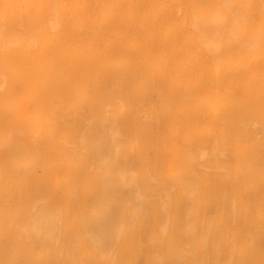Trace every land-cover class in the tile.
Instances as JSON below:
<instances>
[{"label":"rangeland","instance_id":"rangeland-1","mask_svg":"<svg viewBox=\"0 0 264 264\" xmlns=\"http://www.w3.org/2000/svg\"><path fill=\"white\" fill-rule=\"evenodd\" d=\"M252 53L264 0H0V264H264Z\"/></svg>","mask_w":264,"mask_h":264},{"label":"bare ground","instance_id":"bare-ground-1","mask_svg":"<svg viewBox=\"0 0 264 264\" xmlns=\"http://www.w3.org/2000/svg\"><path fill=\"white\" fill-rule=\"evenodd\" d=\"M66 1V0H65ZM261 1V0H260ZM137 2H138V0H137ZM206 2V1H205ZM176 3V2H175ZM204 3V2H203ZM212 3V2H211ZM229 3V2H228ZM215 4V3H214ZM230 4V3H229ZM232 4V3H231ZM254 4V3H253ZM224 5H225V3H224ZM252 5V4H251ZM222 6V5H221ZM225 6H228V5H225ZM225 6H224V9H222L221 7V9H222V11L220 12V14H224V15H226L227 17H228V20H227V22L223 25L222 23H220V24H218L217 23V21H216V24L215 25H213V24H209V25H206L205 23H203V25H200L199 26V30L201 31V32H204L205 33V35H207L209 38H212V37H214V35H218V36H223V38L225 37V35H224V33L225 32H223V29H229L231 26H232V22L234 21V19H236L235 17H234V19H232L231 17H233V16H230L231 15V12H234V8H232L231 9V11H228V10H225ZM146 7V6H145ZM54 8V7H53ZM227 8V7H226ZM21 9V8H20ZM137 9V8H136ZM197 9V8H196ZM229 9V8H228ZM247 9V8H246ZM218 10V9H217ZM220 10V9H219ZM215 13H216V11L215 10H211V14H209L210 15V19H213V17L215 18ZM113 14V13H112ZM239 14V13H238ZM237 14V15H238ZM241 14V13H240ZM259 14V13H258ZM177 15V14H176ZM225 16V17H226ZM208 17V16H207ZM224 17V18H225ZM256 17V16H255ZM202 18H203V15H202ZM3 19V18H2ZM113 19V18H112ZM196 19V18H195ZM201 19V18H200ZM217 19V18H216ZM238 19V18H237ZM236 19V20H237ZM245 19V18H244ZM205 21H206V19H205ZM212 21V20H211ZM50 22V21H49ZM200 22V21H199ZM207 22V21H206ZM208 22H209V20H208ZM195 23V22H194ZM213 23V22H212ZM4 24V23H3ZM246 24H247V22H246ZM36 25H37V22H36ZM243 25V24H242ZM50 26V25H49ZM189 29V28H188ZM225 31V30H224ZM29 32H31V31H29ZM259 33H261V32H259ZM193 34V33H192ZM199 35V34H198ZM198 35L196 34V36H194V35H192L193 36V39L195 40V41H197L198 43H200V41H202L201 39H199L198 38ZM230 35V34H229ZM16 36V35H15ZM14 36V37H15ZM231 36V35H230ZM21 37V36H20ZM12 39H13V37H11ZM11 40V39H10ZM22 40H23V38H22ZM220 39H216V40H213L216 44L214 45H212V44H209V46H208V52H210L211 54H224L223 52H226L227 51V48H228V46H227V43H224V44H222V45H218V43H217V41H219ZM15 41H16V38H15ZM26 41H27V39H26ZM210 41V40H209ZM213 42V43H214ZM203 43H207V40H203ZM210 43V42H209ZM32 45V44H31ZM231 45L232 46H234V45H239V43H231ZM241 47V46H240ZM232 48H234V47H232ZM248 49V48H247ZM252 57H255L254 59H253V61H252V66L254 67V70H262V69H264V54H258V53H252ZM34 59V58H33ZM232 60V59H231ZM220 61V60H219ZM2 67V66H1ZM43 68V67H42ZM220 70V69H219ZM216 71V70H215ZM219 78H220V76H219ZM218 81H220L219 79H218ZM251 82H250V84H251V86L252 85H254V84H256L257 86H261V85H263V83H264V77L263 76H258V73H255V75L253 76V78L250 80ZM225 84V83H224ZM75 86H76V84H75ZM35 87V86H34ZM190 88V87H189ZM189 88H187V87H185V89L187 90V91H189L188 89ZM224 88V87H223ZM227 88V87H226ZM230 88H232V87H230ZM34 89V88H33ZM215 90V89H214ZM8 92V91H7ZM186 92V91H185ZM32 93H33V91H32ZM215 93V92H214ZM31 95H33V94H31ZM30 95V96H31ZM183 96V95H182ZM185 97H186V95H185ZM189 97V96H188ZM188 99V98H187ZM210 99V98H209ZM28 101V100H27ZM31 101H33V100H31ZM216 101H218V100H216ZM211 103H212V101H210ZM26 103H28V102H26ZM34 103V102H33ZM214 103H215V101H214ZM201 104V103H200ZM220 104V103H219ZM34 105H35V103H34ZM34 105H33V107H34ZM37 105V104H36ZM215 105H217V104H215ZM41 106V105H40ZM39 106V107H40ZM15 107V106H14ZM32 107V108H33ZM38 107V105L36 106V108ZM38 107V108H39ZM206 107V106H205ZM217 107H219V106H217ZM35 107H34V109H36ZM37 108V109H38ZM43 108V107H42ZM52 108V107H51ZM16 110V109H15ZM23 110V109H22ZM54 110V109H53ZM217 110V109H216ZM30 111V110H29ZM16 112V111H15ZM14 112V113H15ZM27 113H28V110L26 111ZM26 112H23V113H26ZM36 112H38V111H36ZM242 112V111H241ZM39 114V115H38ZM216 114H217V112H216ZM239 115V114H238ZM68 116V115H67ZM40 117V118H39ZM24 120L26 121V123H27V126H28V128L29 129H31V128H33V127H36V125H38L40 122H42L41 120H44L45 118H44V113H43V109H39V113H35V112H33V113H30V114H28V115H26L25 116V114H24ZM44 118V119H43ZM41 119V120H40ZM239 119V118H238ZM220 122V121H219ZM43 123V122H42ZM218 123V122H217ZM22 124V123H21ZM41 125V124H40ZM49 125H50V122H49ZM52 125V124H51ZM50 125V126H51ZM54 126H55V124H54ZM217 126V125H216ZM243 126V125H242ZM22 128H23V126H21ZM47 127V126H46ZM208 127V126H207ZM210 127V126H209ZM38 128V127H37ZM51 129V128H50ZM49 129V130H50ZM210 129V128H209ZM234 129V128H233ZM232 129V131H234ZM34 130V129H33ZM37 132V131H36ZM35 132V133H36ZM47 132V131H46ZM209 132V131H208ZM225 132V131H224ZM234 132H236V131H234ZM41 133V132H40ZM37 134H39L38 132H37ZM42 134V133H41ZM217 134V133H216ZM36 135V134H35ZM51 135V134H50ZM52 135H54V134H52ZM196 135V134H195ZM234 135H235V133H234ZM33 136V135H32ZM42 136V135H41ZM211 136V135H210ZM208 137V136H207ZM31 138V137H30ZM29 138V139H30ZM57 138V137H56ZM197 138V137H196ZM32 139V141H34L33 140V137L31 138ZM47 139H49V138H47ZM52 139V138H51ZM28 140V139H27ZM187 140V139H186ZM233 140V139H232ZM236 140V139H235ZM238 140V139H237ZM36 141V140H35ZM178 141V140H177ZM184 141V140H183ZM192 141H193V139H192ZM172 142V141H171ZM176 142V141H175ZM189 142H191V141H189ZM217 143H218V141H216ZM231 142V141H230ZM34 143V142H33ZM185 143H187V142H185ZM254 143V142H253ZM9 144V143H8ZM172 145H173V143H171ZM180 144V143H179ZM178 143H177V145H179ZM193 144V143H192ZM231 144H232V142H231ZM243 144H245V143H243ZM165 145V144H164ZM188 145V144H187ZM233 145H235V144H233ZM175 146V144L173 145V147ZM191 146V145H190ZM239 146V145H238ZM184 147V146H183ZM245 147V146H244ZM176 148V147H175ZM171 149V148H170ZM183 149V148H182ZM216 149V148H215ZM245 149V148H244ZM174 150V149H173ZM190 150V149H189ZM243 150V149H242ZM241 150V151H242ZM246 150V149H245ZM176 151V150H175ZM181 151H183V150H181ZM207 151V150H206ZM250 151V150H249ZM174 153V152H173ZM173 153H171L170 155L172 156V154ZM194 153V152H193ZM223 153H225V152H223ZM242 153V152H241ZM175 154V153H174ZM181 154V153H180ZM205 155H206V153H204ZM243 154V153H242ZM245 154H247V153H245ZM252 154V153H251ZM169 155V156H170ZM189 155V154H188ZM194 155V154H193ZM203 155V154H202ZM201 155V156H202ZM204 155V156H205ZM234 155V154H233ZM237 155V154H236ZM244 155V154H243ZM168 156V157H169ZM170 156V157H171ZM173 156H175V155H173ZM177 156V155H176ZM203 157V156H202ZM201 157V158H202ZM226 157V156H225ZM239 157H241V155L239 156ZM238 157V158H239ZM181 158H183V157H181ZM224 158V157H223ZM227 158V157H226ZM253 158V157H252ZM185 159V158H184ZM193 159H194V157H193ZM204 159V158H203ZM217 159V158H216ZM233 159V158H232ZM235 159H236V157H235ZM200 160V159H199ZM218 160V159H217ZM238 160V159H237ZM203 161H205V160H203ZM234 161H236V160H234ZM239 161V160H238ZM243 161V160H242ZM246 162V161H245ZM248 162V161H247ZM252 162V161H251ZM175 163V162H174ZM200 163H201V161H200ZM204 163V162H203ZM236 163H238V162H236ZM163 164V163H162ZM169 164V163H168ZM184 164V163H183ZM252 164V163H251ZM178 166H179V164H177ZM237 165V164H236ZM250 165V164H249ZM163 167H165L164 165H162ZM169 166H170V164H169ZM172 167V166H171ZM180 167V166H179ZM194 167V166H193ZM238 167V166H237ZM237 167L235 168V169H237ZM187 168V167H186ZM194 168H197V166L195 165V167ZM240 168H241V166H240ZM245 168H246V166H245ZM165 169H167V167L165 168ZM184 169V168H183ZM224 169V168H223ZM244 169V168H243ZM168 170V169H167ZM165 171V170H164ZM169 171V170H168ZM193 171H195V170H193ZM219 171V170H218ZM242 171H244V170H241V172ZM170 172V171H169ZM181 172V171H180ZM186 172V171H185ZM256 172H257V170H256ZM153 173V172H152ZM170 173H172V172H170ZM175 173H176V171H175ZM238 173V172H237ZM236 173V174H237ZM252 173V172H251ZM168 175H169V173H167ZM189 174V173H188ZM195 174H197V173H195ZM242 174V173H241ZM172 175V174H171ZM170 175V176H171ZM260 175H261V173H260ZM180 177H181V175H179ZM195 176V175H194ZM240 176V175H239ZM172 177V176H171ZM175 177V176H174ZM247 177V176H246ZM170 178V177H169ZM196 178V177H195ZM171 179V178H170ZM232 179V178H231ZM173 180V179H172ZM178 180V179H177ZM239 181V180H238ZM173 182V181H172ZM179 182V181H178ZM244 182V181H243ZM253 182V181H252ZM246 182H244V183H242V184H245ZM171 184V183H170ZM176 184V183H175ZM236 184V183H235ZM253 184V183H252ZM240 185V184H239ZM246 185V184H245ZM241 186V185H240ZM239 186V187H240ZM234 187H236V185L234 186ZM242 188V187H241ZM240 188V189H241ZM215 189V188H214ZM251 189V187L249 188V190ZM242 191V190H241ZM255 191V190H254ZM254 191H252L253 193H254ZM251 192V191H250ZM252 192H251V194H252ZM257 193V192H256ZM259 193V192H258ZM250 194V193H249ZM242 196H243V193L241 194ZM253 195V194H252ZM251 196V195H250ZM250 196H247V197H250ZM261 196V195H260ZM246 197V198H247ZM264 198V197H263ZM58 199V198H57ZM240 199V198H239ZM243 199H244V197H243ZM247 199H249V198H247ZM251 199H252V196H251ZM250 200V199H249ZM235 203V202H234ZM244 203V202H243ZM256 203V202H255ZM258 203V202H257ZM228 204V203H227ZM9 205V204H8ZM241 205V204H240ZM244 206V205H243ZM244 208V207H243ZM255 209H257V208H255ZM243 210V209H242ZM244 211H245V209H244ZM264 212V211H263ZM243 213V212H242ZM255 214V213H254ZM257 214V213H256ZM255 214V215H256ZM244 216V215H243ZM264 216V215H263ZM254 217H256V216H254ZM243 218V217H242ZM263 220V219H262ZM264 221V220H263ZM261 222V221H260ZM264 233V232H263Z\"/></svg>","mask_w":264,"mask_h":264}]
</instances>
